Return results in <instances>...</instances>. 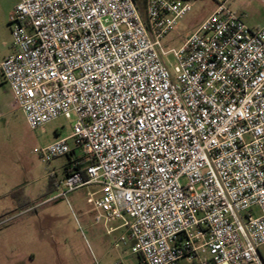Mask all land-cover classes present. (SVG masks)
I'll return each instance as SVG.
<instances>
[{
    "label": "built area",
    "instance_id": "2783aa9c",
    "mask_svg": "<svg viewBox=\"0 0 264 264\" xmlns=\"http://www.w3.org/2000/svg\"><path fill=\"white\" fill-rule=\"evenodd\" d=\"M216 8L178 50L189 0H22L0 75L32 130L75 117L41 151L68 158L62 196L99 188L141 264H264V26ZM173 56L172 67L168 58Z\"/></svg>",
    "mask_w": 264,
    "mask_h": 264
},
{
    "label": "rangeland",
    "instance_id": "374dc122",
    "mask_svg": "<svg viewBox=\"0 0 264 264\" xmlns=\"http://www.w3.org/2000/svg\"><path fill=\"white\" fill-rule=\"evenodd\" d=\"M21 1L0 0V63L14 53L9 20ZM189 3L191 12L164 39L169 49H180L216 8L214 0ZM230 9L251 29L264 26V0H231ZM168 63L176 65L173 56ZM74 123V116L60 118L32 130L0 75V264H13L12 258L21 255L33 257L32 264H141L129 244L119 242L124 230L109 233L119 224L98 221L94 202L99 188L86 186L63 197L66 189L58 185L66 177L63 169L68 158L42 161V149L69 137ZM260 253L264 259V246ZM180 264L200 263L184 260Z\"/></svg>",
    "mask_w": 264,
    "mask_h": 264
},
{
    "label": "crops",
    "instance_id": "0c3cea01",
    "mask_svg": "<svg viewBox=\"0 0 264 264\" xmlns=\"http://www.w3.org/2000/svg\"><path fill=\"white\" fill-rule=\"evenodd\" d=\"M34 260L35 259H33V257L30 259V258H26L23 255L12 258L13 264H32L34 262Z\"/></svg>",
    "mask_w": 264,
    "mask_h": 264
},
{
    "label": "trees",
    "instance_id": "16d2710c",
    "mask_svg": "<svg viewBox=\"0 0 264 264\" xmlns=\"http://www.w3.org/2000/svg\"><path fill=\"white\" fill-rule=\"evenodd\" d=\"M139 4H141L142 6H143V8H144V3H145V0H136ZM65 174V173H64ZM57 185L58 184H56L55 185V188H56V190H57Z\"/></svg>",
    "mask_w": 264,
    "mask_h": 264
}]
</instances>
